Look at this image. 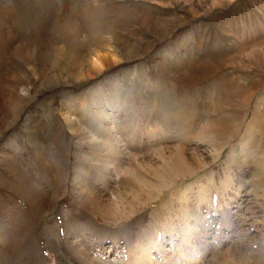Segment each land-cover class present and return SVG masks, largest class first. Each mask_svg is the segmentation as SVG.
<instances>
[{
  "label": "rangeland",
  "instance_id": "1",
  "mask_svg": "<svg viewBox=\"0 0 264 264\" xmlns=\"http://www.w3.org/2000/svg\"><path fill=\"white\" fill-rule=\"evenodd\" d=\"M264 249V0H0V264H233Z\"/></svg>",
  "mask_w": 264,
  "mask_h": 264
},
{
  "label": "clouds",
  "instance_id": "2",
  "mask_svg": "<svg viewBox=\"0 0 264 264\" xmlns=\"http://www.w3.org/2000/svg\"><path fill=\"white\" fill-rule=\"evenodd\" d=\"M233 264H264V249L252 245L251 248L240 251L235 256Z\"/></svg>",
  "mask_w": 264,
  "mask_h": 264
}]
</instances>
